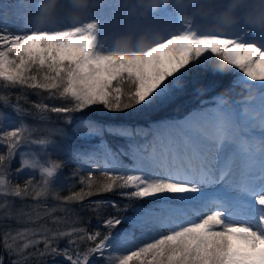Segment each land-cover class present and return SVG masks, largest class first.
Masks as SVG:
<instances>
[{
    "label": "snow or ice",
    "instance_id": "6c2138e0",
    "mask_svg": "<svg viewBox=\"0 0 264 264\" xmlns=\"http://www.w3.org/2000/svg\"><path fill=\"white\" fill-rule=\"evenodd\" d=\"M100 7L92 18L73 20L54 30L21 27L17 34L0 33V84L70 102V106L59 107L36 103L40 119H47L48 112L64 114L65 122L71 124L72 114L91 106H102L114 114L133 110L132 118H149L182 94L193 69L206 67L212 57L228 66L220 67L218 73L213 70L214 75L231 74L235 84L259 92L255 104L260 114L228 107L222 97H215L212 107L194 110L183 119L152 123L149 129L108 126V132L133 141L150 132L152 139L132 143L131 152L123 153L131 155V166L123 164L102 141L98 147L104 149V170L99 176L93 171L80 176L84 187L64 196L51 190L61 161L50 160L46 166L35 157L22 156L17 172L39 168L41 181L29 178L23 184H12L4 178L8 162L35 129L21 123L4 131L0 140L7 154H0V194L33 200L51 194L61 206H44L40 211L37 204L34 216L21 210L37 226L16 230L15 235L6 232L3 246L26 260V250L43 244L34 254L62 256L68 264H93V257L100 258L96 264H264V147L242 151L233 138L239 132L264 140V30L240 26L205 34L191 20L176 27L165 12L160 20L166 36L160 43L145 51L116 53L102 47L101 35L117 25L110 19L113 14L105 12L102 3ZM81 123L86 131L80 133L79 124L76 131L82 135H99L103 130L92 121ZM48 131L63 134L62 129ZM32 143L48 146L54 141L48 136ZM95 156L91 153L86 158ZM105 193L126 200L150 198V202L133 209L130 216L103 218L108 229L104 235L98 228L89 231L86 226H75L80 216L70 205ZM102 207L120 212L128 211L130 205L121 209L116 200H93L80 210L97 213L99 220ZM57 211L65 216H55ZM69 214L75 218L66 230L38 223L51 217L50 223L59 226L69 223ZM122 222L130 228L114 233ZM136 230L141 239L151 242L124 254L125 246L135 243ZM65 238L67 245L61 249L58 241ZM82 243L89 245L83 251ZM0 264H4L2 256ZM12 264H22V260Z\"/></svg>",
    "mask_w": 264,
    "mask_h": 264
},
{
    "label": "clouds",
    "instance_id": "9594fccd",
    "mask_svg": "<svg viewBox=\"0 0 264 264\" xmlns=\"http://www.w3.org/2000/svg\"><path fill=\"white\" fill-rule=\"evenodd\" d=\"M20 18L28 29L54 30L73 21L90 19L103 10L113 15L117 26L100 37L107 50L116 53L145 51L160 43L166 31L160 17H167L176 27L191 20L193 27L205 34L228 32L240 26L264 30V0H19ZM211 59V58H210ZM209 59V60H210ZM215 67H227L216 58ZM238 100L248 114L259 115L255 99L259 92L239 83ZM226 105L233 104L231 96L224 97ZM242 151L259 150L264 140L258 136H233Z\"/></svg>",
    "mask_w": 264,
    "mask_h": 264
},
{
    "label": "trees",
    "instance_id": "16d2710c",
    "mask_svg": "<svg viewBox=\"0 0 264 264\" xmlns=\"http://www.w3.org/2000/svg\"><path fill=\"white\" fill-rule=\"evenodd\" d=\"M216 58L212 57L210 60L206 61V67L204 68H194L192 71V74H190L186 80H187V86L186 89L182 94H178L176 99L173 100L171 103H169L165 108V111L168 116H174L178 115L181 116L186 111H189L192 107H195L196 105H201L204 101L205 97L210 98L211 96L215 95V93H219L222 95L223 99L225 96L230 95L231 100L236 104L239 102L238 100V93L239 89L236 88V84L233 82L234 77L231 74H225V75H219L213 74V70H218L219 68L215 67ZM228 67V66H227ZM226 67V68H227ZM30 92V89L21 88L19 86L12 87V86H4L3 84H0V97H5L12 99L15 102H18L20 106L26 107L28 109L35 108L36 103H47L49 104V107L53 106H70V102L62 100L60 98H50L46 97V99L42 100L41 98L34 97L32 94H28ZM47 93H45L46 95ZM48 96V95H47ZM207 100V99H206ZM213 100V99H212ZM1 102L4 101V99H0ZM208 101V100H207ZM233 104H230V107H235ZM176 106V107H175ZM172 107V108H171ZM175 107V108H174ZM8 109V108H7ZM8 111L6 109H2L0 107V111ZM133 110H126L124 114H114L109 113L107 110L103 109L102 106H91L89 109L84 110L83 112H79L77 116L82 117H89L92 116L96 119H101L100 121L104 120V122L112 123L117 122L115 124H118L119 122L125 120V121H131L132 119H141L140 122H150L154 118H160L162 116H158L157 114L153 115V117L149 118H132L131 113ZM162 111L160 110L159 113ZM49 119H51L52 122L58 123L61 122L62 129H64L65 136L67 139H71L74 146L70 145V155L67 156V154L63 157L64 165H62L63 171L72 172L75 173V175L71 178L69 185H63L60 188L56 189L55 191H58L61 196L70 194L71 191H79L81 187H84V185L79 183L80 176H86L88 171H93L94 175L99 176L100 171H103V167L100 166L97 170V165H102V162H99L100 160H104V150L103 148L98 147L100 144L97 143L96 138H83V136H78L75 132V130L72 128V124H68L63 120L62 116L64 114L53 116L50 113L46 114ZM73 116V114H72ZM74 122V121H73ZM104 130V136L108 137L107 139V145L108 147H116L115 140L121 139L122 136H118V134H110V132H105ZM63 135V134H62ZM138 141V140H137ZM135 142V141H134ZM139 142V141H138ZM136 142V143H138ZM128 142H123L122 147L123 152H121V156L123 157V160L127 159L130 161V158L123 154V153H129L131 151L129 149ZM127 145V146H126ZM96 153V156L93 160L98 159L97 165L87 168L84 166V163H87L88 161H92L86 158L88 154ZM72 157V160H71ZM121 157V158H122ZM22 182V180H21ZM23 183V182H22ZM116 200L121 206V209H123L124 205H130V208L128 211L121 210L120 212H116L111 207H102L99 213V216L101 219H97V213L89 211L87 209H84L81 211L80 209L83 208L84 205H87L90 201L93 200ZM60 202V201H59ZM150 202L149 199L145 200H126L122 199L119 195L116 193H105L100 195H94L92 197L87 198L83 203H73L70 205L71 208L75 209L79 216H80V222L76 224L75 226H86L89 231L93 229H99L102 233V235L108 233V229H106L102 224V219L106 218L107 216H120V217H126L132 215L133 209L145 205ZM74 216V217H73ZM73 219L75 218V214H72ZM71 218V216H70ZM70 226H72L70 224ZM61 230L64 228L60 225L59 227ZM130 228V225L127 222H122L121 225H118L116 229L112 230L114 233L118 232L122 229H128ZM136 232V231H135ZM67 238L60 239L58 241L59 247L63 249L67 245ZM84 245V246H83ZM88 244L85 245V243L80 244V250L83 251ZM75 247V246H73ZM85 247V248H84ZM43 249V244H40L36 247H32L30 252L24 253L23 256L27 257L26 260H24L21 256L16 258H11L8 250L5 252V258L6 261L4 264H12V261L15 260H22V264H48V263H54V262H60V258L58 256H45L40 257L39 255H36L34 253H37L38 250Z\"/></svg>",
    "mask_w": 264,
    "mask_h": 264
},
{
    "label": "rangeland",
    "instance_id": "374dc122",
    "mask_svg": "<svg viewBox=\"0 0 264 264\" xmlns=\"http://www.w3.org/2000/svg\"><path fill=\"white\" fill-rule=\"evenodd\" d=\"M28 94H32L34 97H38L41 98L42 100L46 99L47 94L45 95V93H40L38 94V92L36 90H30V92ZM215 97H222L221 94L219 93H215V95L211 96L210 98L205 97L204 99H202L204 102L199 105V106H195V108H191L189 111H186L185 115H189L192 111L194 110H202V109H206L208 107H212L215 104ZM223 98V97H222ZM208 101H207V100ZM213 99V100H212ZM15 101V100H14ZM12 99L6 98L4 99L3 102L0 101V107L2 109H6L8 111H0V134H2L4 131H9L11 130L12 127H17L20 126L21 123H24L26 125H28L30 128H34L35 130L31 132V135L28 137V141L21 144L20 147L17 149L15 156L11 159L10 162H8L7 168L3 170V174H4V178L7 181H10L12 184L15 183H20L23 184L27 179L31 178L35 183H39L42 179L40 172H39V168H24L22 171L17 172V169L20 167L21 165V158L22 156L27 157V158H37L39 160V162L45 164L46 166L48 165V162L51 161H61L64 160V156L67 154L70 155V145L74 146L71 139H67V137L65 136L64 133V129H62V124L61 122L58 123H54L51 121V119H49L47 117V119H40V114L38 112V110L36 108H24L22 106L19 105L18 102H14ZM228 107H230V105H227ZM235 107H241L240 104L237 102L236 104L234 103ZM59 107V106H57ZM176 107V106H175ZM174 107V108H175ZM8 108V109H7ZM172 108V107H171ZM17 109H20L19 111ZM162 112L159 113L155 112L154 114L158 115V116H162L158 119H153L150 122H140L141 119H132L131 121H121L118 124H115L117 122H112V123H107L104 122V120L100 121L99 119L93 118L92 116L89 117H82V116H77L78 113H74L73 114V121L72 122V128L75 130L76 134L78 136H83V138H96L97 139V143L101 145V142L103 141V143L107 146L108 149L111 150V152L116 153L117 156L119 157V160L125 164V165H132V157L130 154H128L127 156L130 158V161H128L127 159L123 160V157L121 156V150H123L122 147V143L123 142H128L127 145L129 144V149L130 145L132 143H136L137 144H143L146 141H150L152 139V134L151 132L149 133V135L147 137H135L134 141L130 140L127 137H123L121 139H116L114 142L116 144V147H108L107 145V139L108 137L104 136V130L107 129L108 126H120V125H127L131 128H136V127H142L145 129H149L150 124L152 123H156L158 121L161 120H179L182 119L184 116L177 117V116H168L165 108H163L161 110ZM50 113V112H48ZM47 114V113H46ZM45 114V115H46ZM53 116H58L61 114H54V113H50ZM152 114L150 117H153ZM47 116V115H46ZM63 120H65V117L62 116ZM143 119V118H142ZM81 121H92L95 122L98 125H101L103 130L101 132V134L99 135H82L77 133L76 129H77V125L79 124V132L80 133H84L86 131V129H84V125L81 123ZM81 128L84 129L81 130ZM49 129H62L63 130V135L62 134H58V135H54L52 133H50L48 130ZM107 132V130L105 131ZM111 134V133H110ZM114 134V133H112ZM51 136V138L53 139L54 143L48 146H40L37 144L32 143L33 140L36 139H40V138H44V137H48ZM120 136V135H118ZM138 140V141H137ZM126 145V146H127ZM104 150V149H103ZM131 151H129L130 153ZM0 154H7V146L6 144H4V142L2 140H0ZM122 157V158H121ZM102 159H105L102 158ZM72 160V157H71ZM65 161V160H64ZM64 161L62 162V165H64ZM98 159L96 160H92V161H88L87 163H84V166H86L87 168L92 167V165L96 166ZM103 160H100L99 162H102ZM102 166V165H100ZM66 171H63L62 167L60 169H58L56 176L53 178L52 182H51V190L53 192H55L56 189L60 188L63 185H69L71 178L74 176L72 172H68V174H66ZM22 180V182H21ZM107 200V199H106ZM0 204L5 205V207L0 208V238L2 240V247L4 248V252L3 255L0 254V256H2L4 258V263L6 261L5 258V252L7 251V249L3 246L4 245V235L6 232H10L12 235H15V231L19 230V229H23L26 227H36L37 224L32 223L29 219L28 216L26 215H22L21 210H23L24 213H30L31 215H35V212L33 211V208L35 205L39 204L40 207V211L44 210V206H47L48 208H52V207H59L61 206V202H59L58 200L54 199L52 197V195L50 194L48 197L46 198H40L39 200H33L31 197H24V198H18V197H14L11 195H5V194H0ZM11 212V215H9L8 213ZM55 216H65L64 213L57 211L56 213H54ZM71 216V218H70ZM74 217V216H73ZM72 214H69L67 217V220L69 221V223H64V228L63 230H66L69 226H70V221L73 219ZM51 221V217H46L45 219L39 221L38 223H48L50 227H53L54 229L57 227V225H52L50 223ZM63 226V224H61ZM92 231V230H91ZM163 234H167L166 232ZM141 234L139 232V230H136V232H134L133 234V239L135 241V243L133 245H126L125 246V250H124V254H127L128 250H135L136 247L139 246H143L144 243L146 242H151L148 239H141L140 238ZM158 238V235L157 237ZM67 242V241H66ZM32 248V247H31ZM31 248H29L28 250H26L25 254L30 252ZM10 254V253H9ZM11 258H16L18 259L20 256H18L15 253H11L10 254ZM60 258V262H54V263H48V264H68V262L66 261V259L62 256H58ZM99 257H93V264H96V261H99ZM47 264V263H46Z\"/></svg>",
    "mask_w": 264,
    "mask_h": 264
},
{
    "label": "bare ground",
    "instance_id": "6f19581e",
    "mask_svg": "<svg viewBox=\"0 0 264 264\" xmlns=\"http://www.w3.org/2000/svg\"><path fill=\"white\" fill-rule=\"evenodd\" d=\"M105 12H107V11H105ZM6 19H11V15H7L6 14ZM5 19V15L3 14V12L2 11H0V23L1 22H3L2 20H4ZM11 22L13 23V24H11V26H10V30L9 31H12V34H17V31H18V29L19 28H21V27H23V28H25V29H28L27 27H25V25L23 24V22H22V20L21 19H19L18 21H17V19L16 18H12L11 19ZM16 23L18 24V25H16ZM1 28H3L1 25H0V29ZM4 29V28H3ZM3 31H4V33H5V30H2L1 32L3 33ZM187 115H185L183 118H185ZM182 118V117H181ZM182 118V119H183ZM84 129H85V127H84ZM84 129L83 128H81V130H83L84 131ZM85 245H86V243H85ZM84 246V245H83ZM85 248V247H84Z\"/></svg>",
    "mask_w": 264,
    "mask_h": 264
},
{
    "label": "water",
    "instance_id": "95a60500",
    "mask_svg": "<svg viewBox=\"0 0 264 264\" xmlns=\"http://www.w3.org/2000/svg\"><path fill=\"white\" fill-rule=\"evenodd\" d=\"M2 240L0 238V254L3 255V252H4V248L2 247Z\"/></svg>",
    "mask_w": 264,
    "mask_h": 264
}]
</instances>
